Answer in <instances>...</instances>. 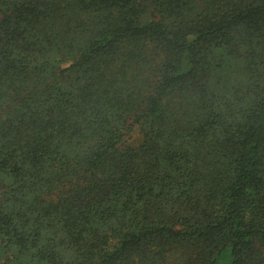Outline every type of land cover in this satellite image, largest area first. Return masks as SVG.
Returning a JSON list of instances; mask_svg holds the SVG:
<instances>
[{
  "label": "trees",
  "instance_id": "trees-1",
  "mask_svg": "<svg viewBox=\"0 0 264 264\" xmlns=\"http://www.w3.org/2000/svg\"><path fill=\"white\" fill-rule=\"evenodd\" d=\"M0 264H264V0H0Z\"/></svg>",
  "mask_w": 264,
  "mask_h": 264
}]
</instances>
